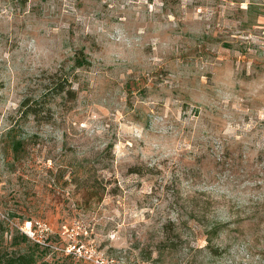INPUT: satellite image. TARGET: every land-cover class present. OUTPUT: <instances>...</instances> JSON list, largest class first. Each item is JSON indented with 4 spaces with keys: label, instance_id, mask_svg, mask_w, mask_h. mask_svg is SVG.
Instances as JSON below:
<instances>
[{
    "label": "rangeland",
    "instance_id": "1",
    "mask_svg": "<svg viewBox=\"0 0 264 264\" xmlns=\"http://www.w3.org/2000/svg\"><path fill=\"white\" fill-rule=\"evenodd\" d=\"M255 210L264 0H0L2 253L29 219L51 264H264Z\"/></svg>",
    "mask_w": 264,
    "mask_h": 264
},
{
    "label": "trees",
    "instance_id": "2",
    "mask_svg": "<svg viewBox=\"0 0 264 264\" xmlns=\"http://www.w3.org/2000/svg\"><path fill=\"white\" fill-rule=\"evenodd\" d=\"M55 96H61V94H66L69 99H72L75 97V92L71 88H66L65 86L61 85V83H57V87L55 88ZM19 111L22 114L23 117H28L32 116L35 121H42L43 122H48L49 119L48 117H45L46 115L42 116L43 114H47L49 111V107L45 105V100H40L37 102H29V100H24L21 102ZM15 128L10 127L7 130L8 136H10V148L11 150L16 153L18 152L21 148H23V141L20 137H16L15 133ZM255 216H260L261 219H264V215H261V211L255 210ZM251 219V218H250ZM250 219H245V220H250ZM224 223L222 222H215L210 228L206 229L205 234H206V240H207V246L210 248V241L211 238L214 237L215 235L218 234L220 230L224 228ZM21 239L23 241L27 240V238L22 235ZM33 245L31 247H28L25 251L22 253H17L14 256H9L5 253L1 252V247H0V264H51L47 261H38L37 260V255L36 249L37 245L32 243ZM213 249V248H211ZM57 264V263H55Z\"/></svg>",
    "mask_w": 264,
    "mask_h": 264
},
{
    "label": "built area",
    "instance_id": "3",
    "mask_svg": "<svg viewBox=\"0 0 264 264\" xmlns=\"http://www.w3.org/2000/svg\"><path fill=\"white\" fill-rule=\"evenodd\" d=\"M19 229L29 241H32L37 246H50V235L52 231L46 222L26 219ZM66 250L68 253L71 252L70 249L66 248Z\"/></svg>",
    "mask_w": 264,
    "mask_h": 264
}]
</instances>
